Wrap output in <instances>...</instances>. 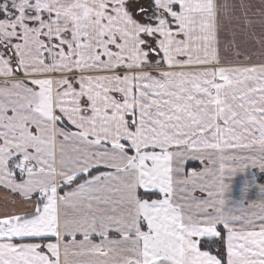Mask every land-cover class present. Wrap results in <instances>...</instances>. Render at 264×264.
Returning <instances> with one entry per match:
<instances>
[{"label": "snow or ice", "instance_id": "snow-or-ice-1", "mask_svg": "<svg viewBox=\"0 0 264 264\" xmlns=\"http://www.w3.org/2000/svg\"><path fill=\"white\" fill-rule=\"evenodd\" d=\"M235 7L0 0V264H264V199L224 195L264 170V36L240 60Z\"/></svg>", "mask_w": 264, "mask_h": 264}, {"label": "crops", "instance_id": "crops-1", "mask_svg": "<svg viewBox=\"0 0 264 264\" xmlns=\"http://www.w3.org/2000/svg\"><path fill=\"white\" fill-rule=\"evenodd\" d=\"M221 2H225V0H221ZM226 2L230 5H236L235 9L230 10L234 11L235 15L242 17L243 10L239 7L240 3L243 2L247 6L249 19L253 21V24L250 28L247 29L244 33H237L236 40L237 45L240 50V60H243L244 55H251L253 60L251 62H259L257 59L260 55V46L257 43V40L252 37V34L255 33L257 38L264 36V32L261 30V17L259 13L264 11V0H226ZM225 38H229L225 34ZM233 51V45H228V51L225 55L231 58ZM191 162H199L198 159H189L185 164V174H187L192 169L200 170L205 165L201 164L199 166L189 165ZM207 164V163H206ZM248 165L241 171L238 170L236 172L239 173L237 178L229 179L227 184H229V189L224 194L228 199V202L231 204L233 201L244 200L247 203H251L252 201L258 199H264V193L260 191V187L264 186V170L259 169L260 177H256L254 184L252 181L246 180ZM257 168H259L257 166ZM246 178V179H245ZM197 196H203L206 194H202L197 191L194 193ZM16 201L14 205L12 201ZM19 210L20 208V198L17 193H12L9 189H6L4 186L0 185V212L4 210H12L13 208ZM79 238V237H78Z\"/></svg>", "mask_w": 264, "mask_h": 264}, {"label": "rangeland", "instance_id": "rangeland-1", "mask_svg": "<svg viewBox=\"0 0 264 264\" xmlns=\"http://www.w3.org/2000/svg\"><path fill=\"white\" fill-rule=\"evenodd\" d=\"M206 163H207V161H205V162H201L200 160H199V162H191V163H188L189 165H196V166H199V165H206ZM248 169H247V175H246V180H248V181H252L254 184L256 183V181H255V178L256 177H260V173H259V168H257V167H253V166H250V165H248ZM239 175V173H235L234 175H232V176H230V177H227L226 178V183L227 182H229L228 180L229 179H234V178H237V176Z\"/></svg>", "mask_w": 264, "mask_h": 264}]
</instances>
